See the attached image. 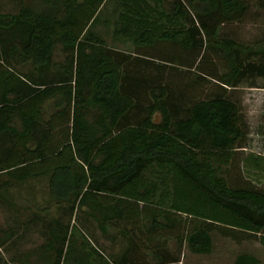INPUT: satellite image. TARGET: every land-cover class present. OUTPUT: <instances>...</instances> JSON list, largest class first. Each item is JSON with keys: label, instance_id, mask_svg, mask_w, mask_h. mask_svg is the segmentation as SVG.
Masks as SVG:
<instances>
[{"label": "trees", "instance_id": "16d2710c", "mask_svg": "<svg viewBox=\"0 0 264 264\" xmlns=\"http://www.w3.org/2000/svg\"><path fill=\"white\" fill-rule=\"evenodd\" d=\"M17 1L15 12H0V135L10 140L0 156L10 178L0 190L44 176L57 204L84 210L103 235L115 230L126 239L127 249L142 245L153 264H179L170 240L210 252L213 230L264 246V188L226 177L243 136L235 101L217 94L182 109L169 105L163 87H151L142 105L129 54L91 29L106 0ZM246 8L245 0H115L113 35L136 47L168 42L188 50L212 38L226 64L219 81L236 85L245 73L264 75V61L243 64L240 56L264 55V45L217 35L220 23ZM56 43L66 53L61 62L53 59ZM263 163L252 153L243 161L261 174ZM51 234L49 249L64 243L60 264H149L106 256L75 224ZM259 261L240 252L232 264Z\"/></svg>", "mask_w": 264, "mask_h": 264}, {"label": "rangeland", "instance_id": "374dc122", "mask_svg": "<svg viewBox=\"0 0 264 264\" xmlns=\"http://www.w3.org/2000/svg\"><path fill=\"white\" fill-rule=\"evenodd\" d=\"M114 1L104 2L91 29L110 48L129 54L128 72L142 81L138 102L144 105L150 101L151 87H163L169 105L182 109L195 100L217 94L235 101L243 136L233 158L226 165V177L232 185L264 188V173H256L262 171L243 165L245 156L250 153L264 156V75L245 73L236 85L220 82L218 76L225 71L226 64L221 50L210 47L212 38L204 37L205 45L193 50L168 42L136 47L130 41L116 38L113 35ZM245 2L247 8L240 17L218 25V38H232L248 45H264V0ZM17 8V0H0V11H15ZM65 55L62 45L56 43L53 59L61 62ZM240 56L243 64L264 61L262 54L242 52ZM160 117L158 111L153 115L155 121ZM9 144V138L0 135V156L2 147ZM6 178H10L6 172H0V181ZM11 181V185L0 190V264H60L62 255L59 251L64 247L62 239L54 241L52 249L46 244L52 240L53 227L60 225L68 230L72 224L108 257L125 253L136 262L153 264L154 260L142 245L136 243L127 249L126 239L115 230L111 231L112 237L103 235L96 221L84 210L71 209L67 202L57 204L49 193L44 176ZM211 236L212 249L208 253L191 252L185 242L177 247L171 240L168 248L175 256L178 255L179 264H232L240 252H251L260 259L256 264H264V246L256 237L235 241L217 230H213Z\"/></svg>", "mask_w": 264, "mask_h": 264}, {"label": "crops", "instance_id": "0c3cea01", "mask_svg": "<svg viewBox=\"0 0 264 264\" xmlns=\"http://www.w3.org/2000/svg\"><path fill=\"white\" fill-rule=\"evenodd\" d=\"M16 10H17V9H16ZM16 10H15V11H16ZM15 11H0V12H10V13H12V12H15Z\"/></svg>", "mask_w": 264, "mask_h": 264}]
</instances>
